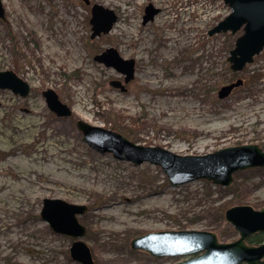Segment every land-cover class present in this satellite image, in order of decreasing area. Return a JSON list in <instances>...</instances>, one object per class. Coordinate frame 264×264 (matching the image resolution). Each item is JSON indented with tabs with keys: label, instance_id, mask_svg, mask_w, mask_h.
<instances>
[{
	"label": "rangeland",
	"instance_id": "rangeland-1",
	"mask_svg": "<svg viewBox=\"0 0 264 264\" xmlns=\"http://www.w3.org/2000/svg\"><path fill=\"white\" fill-rule=\"evenodd\" d=\"M2 1L0 70L13 69L31 90L21 96L0 88V264H83L70 254L74 239L41 217L46 197L87 205L78 216L87 229L81 239L96 264H175L193 256H156L131 246L150 231L199 229L215 231L222 242L238 238L225 211L235 204L264 206V166L237 170L229 185L206 178L173 185L161 165L101 152L77 126L82 119L179 154L245 143L264 150V48L233 71L228 56L243 30L209 34L229 14V4ZM93 3L118 14L113 28L95 37ZM149 3L159 11L144 22ZM109 46L135 59L128 82L94 58ZM238 78L243 83L221 98V86ZM114 79L126 89L114 86ZM47 88L71 107V115L51 110Z\"/></svg>",
	"mask_w": 264,
	"mask_h": 264
},
{
	"label": "water",
	"instance_id": "water-1",
	"mask_svg": "<svg viewBox=\"0 0 264 264\" xmlns=\"http://www.w3.org/2000/svg\"><path fill=\"white\" fill-rule=\"evenodd\" d=\"M90 4V0H84ZM231 11L210 30L209 34L243 30L230 50L228 60L233 71H240L264 48V0H225ZM159 11L152 3L145 7L144 22ZM92 37L109 32L118 20L117 12L100 3L91 8ZM0 17L5 18V7L0 0ZM97 61L113 66L124 74L125 82L133 78L135 59L123 57L118 49L109 46L97 53ZM111 83L126 89L121 80ZM241 78L224 84L218 91L221 98L229 95L233 88L241 85ZM0 88H7L21 96L31 90L28 81L13 69L0 70ZM47 105L59 116L71 115V107L53 88L43 90ZM77 126L83 139L93 148L110 151L120 159L134 163L150 161L161 165L173 185L197 178H206L215 183L229 185L233 173L240 169L264 166V150L257 143H245L223 147L205 154H179L160 145H142L124 134L78 119ZM86 204L69 202L63 198L43 199L41 217L56 232L67 234L74 240L70 247L73 259L83 264H96L89 245L81 239L86 226L79 221V214L86 211ZM226 219L234 225L239 237L227 242L219 240L215 231L199 229H166L150 231L134 237L131 246L141 248L153 255H193L175 264H264V241L251 243L248 238L264 231V206L255 208L250 204H235L225 211Z\"/></svg>",
	"mask_w": 264,
	"mask_h": 264
},
{
	"label": "trees",
	"instance_id": "trees-1",
	"mask_svg": "<svg viewBox=\"0 0 264 264\" xmlns=\"http://www.w3.org/2000/svg\"><path fill=\"white\" fill-rule=\"evenodd\" d=\"M248 240L251 243H259L264 241V231L251 235Z\"/></svg>",
	"mask_w": 264,
	"mask_h": 264
},
{
	"label": "bare ground",
	"instance_id": "bare-ground-1",
	"mask_svg": "<svg viewBox=\"0 0 264 264\" xmlns=\"http://www.w3.org/2000/svg\"><path fill=\"white\" fill-rule=\"evenodd\" d=\"M169 19H170V15H169V17H168ZM168 20V19H167ZM166 36V35H165ZM167 36H170V34L169 33H167ZM166 36V37H167ZM171 36H172V34H171ZM167 49H170V44L168 43H166V46H165Z\"/></svg>",
	"mask_w": 264,
	"mask_h": 264
}]
</instances>
